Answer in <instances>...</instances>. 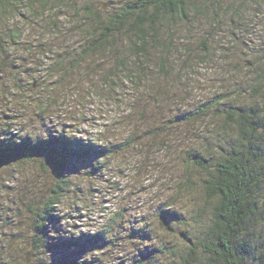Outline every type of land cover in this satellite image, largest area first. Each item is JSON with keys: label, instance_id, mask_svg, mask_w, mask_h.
Wrapping results in <instances>:
<instances>
[{"label": "trees", "instance_id": "trees-1", "mask_svg": "<svg viewBox=\"0 0 264 264\" xmlns=\"http://www.w3.org/2000/svg\"><path fill=\"white\" fill-rule=\"evenodd\" d=\"M32 1L0 0V74L6 69L22 73L30 71L26 69L24 59L12 61L10 54L20 43L21 34L11 27L6 32L4 22L7 15L13 18L22 15L24 6H28L33 13L43 16L54 10V4H64L61 0H36L42 8L40 11L32 6ZM97 2L103 3L90 6L87 1V6L77 7V0H66L67 9L83 14L76 29L84 40L76 51L66 49V59L62 55L66 65L68 60V69L63 60L51 68L50 74L57 79L75 71L89 58L107 56L113 57L115 62L104 77L105 81L113 82L115 77L124 75L126 79L133 82L137 79L149 86L148 79L153 77L158 85L161 76L171 74L169 63L176 61V53L180 51L176 48L174 52L173 48L178 46H172L178 27L205 21L211 28H221L225 32L226 21L231 18L235 24H229L233 33L227 38L237 46L238 32H248L249 22L254 23L255 16L264 13V0ZM250 10H257V13ZM55 27L54 31H57L58 26ZM150 48L159 52V63L157 67L153 65L158 68V77L152 75L153 67L150 68ZM261 50L247 66L250 74L245 84L249 91L242 95L230 91L215 94L194 108L185 107L171 118L172 122L182 125L204 124L201 132L194 131L196 146L187 153L188 166L205 174L200 186L202 200L194 197L196 195L189 197L193 201V213L173 208L177 202L175 198L168 200L156 212L157 234L148 225L128 229L126 236H136L146 243L136 246L133 257L130 255L111 263L108 254L117 245L115 239L119 238V231L114 228L118 222L113 220L108 227L94 232L79 231L66 227V218L58 207L69 194L81 191L75 175L83 172L82 167L90 179L107 171L108 163L127 150L130 141L113 144L106 137H77L73 131L53 130L50 123L43 132L35 127L23 130L16 127L15 117L3 123L2 120L6 119L0 115V173L6 174L17 168L22 172L25 165L32 162H40L45 171L52 172V185L46 196L38 193L43 189H21L25 198L22 202L28 207L24 227L29 229L22 249L34 252L37 259L33 260L27 254L8 256V242L14 237H19L18 242L23 240L20 237L22 228L18 229L14 223V229L9 227L2 231L0 228V240L3 238L0 241V264H153L160 256L171 254L176 257L171 259L175 264H264V47ZM34 83L30 87L37 92V97L30 98V105L43 96L38 94L39 90L48 94L52 92L51 83L45 86L46 81L37 78ZM15 84L17 86L10 87L9 92L27 97L22 92L24 85L18 81ZM55 86L58 87L57 81ZM2 87L8 88V85L4 82L0 84V89ZM159 92L163 96L174 95L163 93L162 89ZM4 93L0 91V95ZM42 112L46 113L43 109ZM39 116L45 119L42 113ZM183 191L179 188L177 193ZM1 215L3 213H0V221L4 223L6 220ZM18 218L19 213L15 217L16 223L20 222ZM161 233L164 239L160 237ZM90 252L97 253V256L90 259Z\"/></svg>", "mask_w": 264, "mask_h": 264}, {"label": "rangeland", "instance_id": "rangeland-1", "mask_svg": "<svg viewBox=\"0 0 264 264\" xmlns=\"http://www.w3.org/2000/svg\"><path fill=\"white\" fill-rule=\"evenodd\" d=\"M61 1L66 4V0ZM87 1L90 6L103 3L97 2L99 0H77V7L87 6ZM31 4L42 10L36 0ZM64 4H54V10L43 16L33 13L28 6H24L22 15L14 18L7 15L4 22L6 32L11 27L21 34L20 43L10 54L12 61L24 59L26 69L30 71L22 73L6 69L0 74V84L5 82L8 85V88L0 89L6 92L0 95V115L6 119L2 120L3 123L15 117V125L20 129L35 127L43 132L50 123L53 130L73 131L77 137H106L113 144L130 141L131 146L108 163L107 171L99 172L90 179L87 170L82 167L83 172L75 175L81 191L69 194L58 207L60 214L66 218V227L75 230L94 232L108 227L113 220L118 222L114 228L119 231V238L115 239L117 245L108 254L111 263L129 257L137 249L136 246L146 243L136 236H126L128 229L148 225L157 234L159 222L156 212L168 200L175 198L177 202L173 208L193 213V201L189 197L196 195L194 197L201 199L200 186L205 174L188 166L187 153L196 146L194 131L201 132L204 124L182 125L172 122L171 118L185 107L194 108L215 94L230 91L242 95L244 91H249L245 84L250 74L247 66L264 47V13L255 16L254 23L249 22L248 32H238L237 46L227 38L233 33L229 24H235L231 18L226 21L228 27L225 32L221 28H211L205 21L178 27L172 46H178L173 48L174 52L176 48L180 51L176 53V61L169 63L171 74L161 76L158 85L150 77L149 86H146L137 79L134 82L126 79L124 75L115 77L113 82L105 81L104 77L115 62L113 57L107 56L89 58L75 71H69L59 79L50 74L57 61L63 60L62 55L66 59V51H76L84 40L76 29L83 14L67 9ZM250 11L257 13V10ZM55 25L58 26L57 31H54ZM150 49V68L153 67L152 75L158 77L156 64L160 60L159 52ZM207 53L210 54L204 57ZM68 65L67 60L65 68L68 69ZM15 76L20 85H24L22 92L27 97L9 92L10 87L17 86ZM36 78L46 81L45 86L51 83L52 92L48 94L39 90L38 94L43 96L39 102L34 101L30 105V98L37 97V92L30 87ZM56 81L58 87L55 86ZM159 89L175 96H163ZM41 113L44 120L39 116ZM19 171L17 168L6 174L0 173V213L6 220L2 223L0 217V228L4 231L15 227V224L18 229L22 228L20 237L23 240L18 242L19 237H14L8 242V256L27 254L36 260L34 252L22 249L29 229L24 227L28 207L22 202L25 198L21 189H43L38 193L46 196L51 189L52 172L45 171L40 162L28 163L22 172ZM3 175L4 178H1ZM179 188L184 189L183 193H177ZM18 213L21 219L18 218L20 222L16 223ZM96 254L90 252V259ZM169 256H160L153 264H175L171 259L176 257L173 254Z\"/></svg>", "mask_w": 264, "mask_h": 264}, {"label": "bare ground", "instance_id": "bare-ground-1", "mask_svg": "<svg viewBox=\"0 0 264 264\" xmlns=\"http://www.w3.org/2000/svg\"><path fill=\"white\" fill-rule=\"evenodd\" d=\"M170 41V40H169ZM193 118V117H192ZM135 143V142H134Z\"/></svg>", "mask_w": 264, "mask_h": 264}]
</instances>
